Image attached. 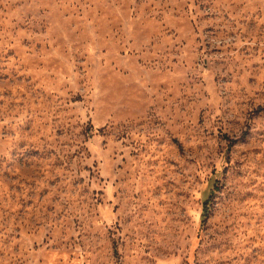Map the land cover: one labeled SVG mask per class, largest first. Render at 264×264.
<instances>
[{"label": "rangeland", "instance_id": "rangeland-1", "mask_svg": "<svg viewBox=\"0 0 264 264\" xmlns=\"http://www.w3.org/2000/svg\"><path fill=\"white\" fill-rule=\"evenodd\" d=\"M0 264H264V0H0Z\"/></svg>", "mask_w": 264, "mask_h": 264}, {"label": "trees", "instance_id": "trees-1", "mask_svg": "<svg viewBox=\"0 0 264 264\" xmlns=\"http://www.w3.org/2000/svg\"><path fill=\"white\" fill-rule=\"evenodd\" d=\"M211 198H207L206 200L202 201V214L207 215L209 212Z\"/></svg>", "mask_w": 264, "mask_h": 264}]
</instances>
